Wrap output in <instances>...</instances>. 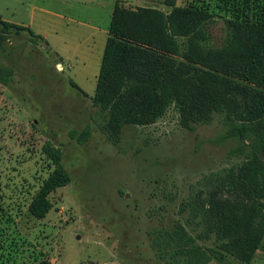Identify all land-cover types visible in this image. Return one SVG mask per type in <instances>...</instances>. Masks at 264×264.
Wrapping results in <instances>:
<instances>
[{
    "label": "rangeland",
    "instance_id": "1",
    "mask_svg": "<svg viewBox=\"0 0 264 264\" xmlns=\"http://www.w3.org/2000/svg\"><path fill=\"white\" fill-rule=\"evenodd\" d=\"M112 1L104 2L106 8ZM218 1L176 4L204 2L218 10ZM120 4L168 10L162 0ZM33 5L54 9L55 0H0V11L6 19L24 21ZM107 21L102 16L99 25ZM207 27L220 45L223 18L215 16ZM71 32L66 31L69 41L55 45L60 55L32 43L26 31L9 34L0 46V67L13 69L8 84L0 82V264H165L150 245L154 231L179 220L195 235L180 203L205 189L207 175L229 172L243 157L231 154L236 141L223 138L221 114L188 128L173 105L153 124L125 125L111 141L99 126L106 115L90 99L104 46ZM86 127L90 135L83 144L69 136ZM48 141L62 150L61 164L71 179L49 194L51 209L36 219L27 206L53 169L43 149ZM213 240L212 234L196 242L212 247ZM249 264H264V237Z\"/></svg>",
    "mask_w": 264,
    "mask_h": 264
},
{
    "label": "trees",
    "instance_id": "2",
    "mask_svg": "<svg viewBox=\"0 0 264 264\" xmlns=\"http://www.w3.org/2000/svg\"><path fill=\"white\" fill-rule=\"evenodd\" d=\"M176 1L162 0L164 11L115 0L91 103L105 113L99 126L114 142L125 125L153 124L171 105L188 128L214 113L224 117L223 138L236 141L231 154L243 160L229 172L207 175L205 189L180 203L195 235L176 220L171 228L155 230L150 245L165 264H249L264 237V5L219 0L216 10L204 2ZM215 16L225 23L220 45H214L207 27ZM22 31L52 50L42 35L0 15V46L9 34ZM12 75V68L0 67L2 84ZM89 135L88 127L69 132L78 144ZM43 149L53 169L28 203L36 219L51 209L49 194L71 179L61 164L62 150L49 141ZM225 190L238 195L229 198ZM212 234L214 246L196 242Z\"/></svg>",
    "mask_w": 264,
    "mask_h": 264
},
{
    "label": "crops",
    "instance_id": "3",
    "mask_svg": "<svg viewBox=\"0 0 264 264\" xmlns=\"http://www.w3.org/2000/svg\"><path fill=\"white\" fill-rule=\"evenodd\" d=\"M105 1L106 0H55L54 9L50 8V6H47L49 7L47 8L45 6L33 5L28 10L27 20H24L27 22L6 19L1 14V11L0 15L2 19L6 21L27 26L35 33L42 35L49 47L57 55H60L61 52L56 49L57 47L55 45L69 41L65 39L67 37L66 31L69 29L73 30V32H71V36L73 37H77V35H87L91 37L93 41H97L101 44V46L105 45L107 28L113 9V6L111 8V3L106 8V5H104ZM114 2L115 0L112 1V5H114ZM67 13L73 14L67 16ZM83 13L86 14L83 15ZM102 16H107L108 21L104 22L103 26H100L99 24ZM69 22L74 23L71 28H69ZM95 77L97 78V75Z\"/></svg>",
    "mask_w": 264,
    "mask_h": 264
}]
</instances>
